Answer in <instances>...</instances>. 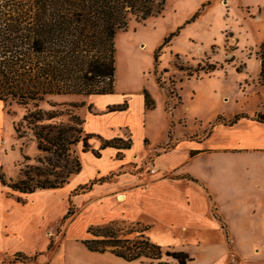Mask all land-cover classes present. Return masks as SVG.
I'll return each mask as SVG.
<instances>
[{
    "label": "rangeland",
    "instance_id": "obj_1",
    "mask_svg": "<svg viewBox=\"0 0 264 264\" xmlns=\"http://www.w3.org/2000/svg\"><path fill=\"white\" fill-rule=\"evenodd\" d=\"M263 39L264 0H164L157 11L144 18L129 15L126 27L117 30L113 37V93L97 100L106 104L120 98L128 100V113H121L111 121L112 124L127 121L130 126L129 129L122 128L123 133H119L118 137L121 141L117 138L112 141L115 145L130 144L131 138L135 153L157 150L145 155L139 162L131 161L134 164L121 167L120 171L148 170L156 152L169 149L172 145H164L168 141L169 129L173 140L181 134L182 128L187 130L185 138H188L198 134L196 129H205L216 118L214 123H228L232 117L223 116L235 113L250 116L249 111L264 110V83L259 78L260 60L257 55ZM4 103L0 122V172L7 184L24 179L27 169L29 176L33 175L36 180L53 177L48 174L35 176L37 170L33 168L36 166L41 168L42 173L53 172V165L64 166L61 171L56 168L64 175L75 164L74 157L80 160L83 167L74 176V181H81L92 173L93 164L88 162V156L81 157L82 138L85 136L83 117L87 112L98 113L89 96L46 95L37 107L33 102L19 104L11 99ZM38 108L55 116L38 123L25 117V114ZM94 121L90 118V123L95 125L91 126L98 128L99 123ZM41 124H56L51 128L52 135L57 128H64L67 140L77 137L79 142L67 145V149L45 143L49 151L39 150L35 132ZM207 129L199 134L205 135ZM101 131L107 135L111 133L104 128ZM144 139L149 143L145 141L144 144ZM94 141H97L96 145ZM101 143L102 138L90 137L85 152L92 153V147L97 148ZM103 159L96 165L97 168L111 169L114 166L107 157ZM208 166L209 160L204 155L185 164L189 171L199 176L208 173ZM120 171L99 173L86 182L84 188L70 191V180V184L62 188L36 190L30 195L13 191L0 181V215L6 217L9 230L15 232V235L9 234V244L19 248H28L27 240L34 245L40 244L38 216L43 212L48 218H58L45 228L46 236L51 240L50 247L62 243L60 237L77 212L73 197L98 182L113 181L121 174ZM112 184L106 183V186ZM241 204L243 201H240ZM256 208L259 212V207ZM247 209L248 205L243 204L241 210ZM68 210L72 214L62 219ZM247 220L243 224L246 231L228 238H221L212 231L199 237L191 231L185 233L190 238V253L185 252L190 260L185 264H264V219L263 222ZM116 222L126 238L135 240L144 228L139 239L147 237L153 241L146 232L147 227L153 225L151 221L139 224L117 219ZM72 232L75 233V229ZM22 234H26V245ZM83 237L89 238V234L85 233ZM197 237L201 239L199 244ZM158 239L163 242L168 240L161 235ZM156 244L161 246L160 258L141 255L132 260L122 259L126 264H179L165 255L166 251H173L171 245ZM66 247L67 264L115 262L100 253L85 255L72 241H68ZM6 255V261L29 262L33 259L23 252Z\"/></svg>",
    "mask_w": 264,
    "mask_h": 264
},
{
    "label": "crops",
    "instance_id": "obj_2",
    "mask_svg": "<svg viewBox=\"0 0 264 264\" xmlns=\"http://www.w3.org/2000/svg\"><path fill=\"white\" fill-rule=\"evenodd\" d=\"M103 96L89 95L91 105L93 104L98 113L87 112L84 115L85 133L91 134V137L97 136L103 139L118 138L119 133H123L122 128L129 129V123L123 121L112 124L111 121L115 116L130 110L128 100L120 98L116 102L106 104L97 100ZM123 104L125 107L122 110H108L109 106ZM4 110L5 103L0 100V122L3 119ZM256 111H249L248 114H252L250 116L245 113L223 116V118H233L239 115L232 124L224 121L214 123L216 118L213 123H208V129L207 127L198 128L195 130L198 134H192V137L188 138H185L187 130L182 128L181 134L173 140L171 129H169L168 141L164 145L168 143L172 145L169 149L156 152L148 170L144 171L141 169L136 172L127 171V169L120 171L121 167L134 164L131 161L139 162L145 155L157 150L135 153L131 138L130 147L126 149L106 147L100 150L99 157H95L91 151L81 153V157L88 156V162L93 164L92 173L81 181H74V176L83 168L81 164V170L65 184H70L72 180L71 185H68L70 191L85 185L99 173H109L119 169L121 174L113 181L98 182L87 191L73 197L77 212L69 220L64 234L60 237L62 243L54 244L52 247H50L51 240L46 236L45 228L50 226V222L57 221V216L48 218L44 212L43 215H39L40 244L34 245L27 240L28 248H19L9 244V234L15 235V232L9 230L6 217L0 215V264H67L68 241L79 246L85 255L97 253L88 250L82 242L87 238L83 237L85 233L88 234L87 228L90 225L116 222L117 219L139 224L141 221L144 224L151 221L153 225L146 230L153 240L151 242L146 237L149 242L171 245L173 251L187 253H190L188 242L190 238L185 235L188 231L198 237L212 231L219 234L221 238H228L235 233L246 231L243 224L248 221V218L253 222L255 220L263 222L264 122L258 121L255 115H264V110L258 108ZM90 118H94V122L99 123L98 128L91 126L95 125L90 123ZM103 128L110 130L111 133L109 135L103 133L101 131ZM206 129L208 132L206 131L205 135L199 134ZM145 141L148 140L144 139V144ZM93 144L96 145L97 141ZM97 148L92 147V149ZM203 155L209 160L208 173L205 176L195 175L185 167V164ZM104 157L114 163L111 169L96 167L104 160ZM116 181L122 182L115 183ZM106 183L113 184L106 186ZM120 195L123 199L119 197ZM240 201L248 205L247 210H241L243 204L240 206ZM64 216L65 214L62 215V219ZM74 229L75 233L72 232ZM160 235L168 240L165 242L159 240ZM21 236L25 243L26 234ZM198 237L199 244L201 239ZM17 252L30 254L33 259L29 262L6 261L8 258L6 254ZM100 255L115 261L114 264H126L122 258L109 251L102 252Z\"/></svg>",
    "mask_w": 264,
    "mask_h": 264
},
{
    "label": "trees",
    "instance_id": "obj_3",
    "mask_svg": "<svg viewBox=\"0 0 264 264\" xmlns=\"http://www.w3.org/2000/svg\"><path fill=\"white\" fill-rule=\"evenodd\" d=\"M164 0H0V100L8 99L19 104L38 102L46 95H106L114 89L113 37L117 30L124 29L129 15L144 18L161 7ZM260 60L259 78L264 83V39L258 48ZM147 100V99H146ZM149 102V101H148ZM149 105V103H147ZM150 106V105H149ZM123 105L109 106V111L124 109ZM55 115L40 108L25 114L35 122L50 120ZM239 115L228 121L234 123ZM255 118L264 122V115ZM56 126V124H54ZM50 124H41L35 132L37 148L49 151V146H60L79 142L77 137L66 139L64 128H57L52 135ZM91 134L82 138V152L89 147ZM101 139V137H99ZM103 139V138H102ZM116 139H103L99 148L92 149L95 157L106 147L129 148L130 144L115 145ZM121 141L120 138H117ZM75 164L62 175V167L52 166L53 172H40L36 166L35 176H53L36 180L25 170L24 179L6 183L0 172V181L13 191L24 194L36 190L58 189L68 183L70 176L81 170V162L74 157ZM58 170H57V169ZM85 185L79 186L84 188ZM68 210L64 218L70 216ZM117 222L111 221L87 228L89 238L82 242L88 250L102 253L109 251L125 260L141 255L160 258V246L142 238V231L135 240L120 232ZM129 233V231L127 232ZM166 256L185 264L190 260L183 251H166Z\"/></svg>",
    "mask_w": 264,
    "mask_h": 264
},
{
    "label": "bare ground",
    "instance_id": "obj_4",
    "mask_svg": "<svg viewBox=\"0 0 264 264\" xmlns=\"http://www.w3.org/2000/svg\"><path fill=\"white\" fill-rule=\"evenodd\" d=\"M119 197H121V199H123V197L121 195Z\"/></svg>",
    "mask_w": 264,
    "mask_h": 264
}]
</instances>
